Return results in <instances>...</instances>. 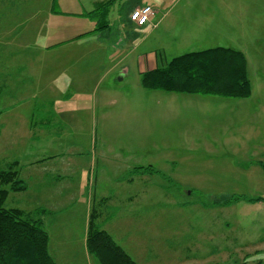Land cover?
Listing matches in <instances>:
<instances>
[{"label":"crops","instance_id":"1","mask_svg":"<svg viewBox=\"0 0 264 264\" xmlns=\"http://www.w3.org/2000/svg\"><path fill=\"white\" fill-rule=\"evenodd\" d=\"M116 1L94 0L85 5L83 0H0V107L3 111L0 116V165L4 168L0 172L16 164L21 180L28 186L27 192L12 194L25 195L22 202L27 207L15 209L27 214L46 211L40 218L49 234L50 254L57 264L59 261L73 262V254L79 246L88 255L87 237L94 209L99 216L98 227L122 247L115 237L116 230L112 226L109 229L108 223L133 224L135 219H140L144 225V206L153 195L149 184L161 174L151 165L134 161L133 155L128 156L130 151L119 148L111 149L114 153L105 159L107 161H102L104 165H100L96 149L91 154L85 149L82 151V144L75 142L77 136L96 135L100 130L101 133L107 129L114 132L118 120L121 123L126 115L119 107L128 96L126 89L118 84L126 80L130 70L121 68L124 59L112 63L120 48L115 42H112L113 47H107L103 40V35L110 32L107 19ZM145 7L152 8L154 14L146 26L138 27L130 21V16ZM157 11L150 5L134 6L129 8L125 19L126 28L133 37L138 29H150L147 38L157 34L161 37L162 43L151 54L137 58L140 80L143 74L164 68L177 58L164 57L170 45L165 39L183 30L193 38L191 42L182 43L190 45L189 53L217 48L244 52L230 37L217 31L218 28L208 25L212 19L191 26L187 21H177L168 15L160 18ZM247 67L249 73V64ZM249 79L251 81L250 75ZM147 92L163 94L174 100L196 99L207 105L229 106L236 110L249 104L247 111L250 112L243 109L240 116L241 126H251L256 134L260 132L256 128L258 120L259 128L263 123V99L255 97L253 85L250 98L245 100ZM64 135L73 136L74 139H70L72 145H61ZM150 168L158 174H151ZM101 174L109 180L110 186L102 196L97 194ZM82 182L85 193L80 196ZM239 198L241 200L231 204L251 203L250 200L263 197L244 195ZM231 204L217 201L211 207L223 211ZM107 209H111L112 215L106 214ZM123 215L128 218L121 219ZM164 215L166 218V213ZM78 224L83 231L77 238ZM161 226L165 228L166 224L159 225L162 231ZM174 227L177 230L175 251L182 257L179 254L190 253L192 246L182 243L178 234L180 225L174 223ZM212 237L209 239L211 243ZM224 237L227 239L226 234ZM63 246L66 251L60 250ZM193 249L197 247L193 246ZM54 254L64 257L57 259Z\"/></svg>","mask_w":264,"mask_h":264},{"label":"rangeland","instance_id":"2","mask_svg":"<svg viewBox=\"0 0 264 264\" xmlns=\"http://www.w3.org/2000/svg\"><path fill=\"white\" fill-rule=\"evenodd\" d=\"M93 1L83 0V4ZM140 5L152 6L160 18L168 15L191 26L212 19L208 25L218 28L217 31L230 37L244 51L255 97L264 103V0H117L107 19L110 32L103 35V40L107 47H113L115 42L120 48L112 63L124 59L121 68L130 70L126 80L118 84L126 89L128 96L119 107L126 115L121 123L118 120L114 132L100 130L96 135L77 136L75 142L82 144V151L92 154L96 149L100 165L114 153L111 149L119 148L130 151L128 156L133 155L134 161L151 165L161 174L149 184L153 195L144 206V225L135 219L133 224L113 221L108 223V228L112 226L116 230L118 243L138 264H264V203L236 205L234 202L223 211L211 207L214 202L232 203L233 198L244 195L264 198V118L260 128L258 120L256 128L260 132L254 134L251 126H241L240 116L243 109L249 110V104L236 110L196 99L174 100L163 94L148 93L138 75L137 58L151 54L162 42L158 34L147 38L150 29L135 30L133 37L126 28L129 8ZM165 40L170 44L166 59L191 52L190 45H182L193 41L187 30ZM72 138L64 135L61 145H72ZM1 169L4 168L0 165ZM98 182L97 194L102 196L109 190V180L101 174ZM83 185L82 182L80 196L85 193ZM24 199L25 195L11 194L5 208H26ZM111 213L107 209L106 214ZM125 218L128 217H121ZM161 223L166 224L165 228L161 226L162 231ZM174 223L180 225L178 234L182 243L192 246L190 253L179 254L182 257L175 251ZM82 231L78 224L77 238L82 236ZM60 250L67 248L63 246ZM73 256V262L59 261V264H99L80 246Z\"/></svg>","mask_w":264,"mask_h":264},{"label":"trees","instance_id":"3","mask_svg":"<svg viewBox=\"0 0 264 264\" xmlns=\"http://www.w3.org/2000/svg\"><path fill=\"white\" fill-rule=\"evenodd\" d=\"M141 83L146 91L167 94L215 96L234 100H245L252 94L245 56L226 48L177 57L164 68L143 74ZM2 114L0 107V116ZM17 168L14 164L0 172V264H57L50 254L49 234L40 218L46 211L37 210L27 214L20 209L5 208L11 194H21L28 190ZM150 172L158 174L152 168ZM239 200V197L233 198V201ZM229 201L228 204H231ZM250 202L264 203V198ZM97 213L94 209L90 218L88 253L99 264H137L110 234L98 227Z\"/></svg>","mask_w":264,"mask_h":264},{"label":"built area","instance_id":"4","mask_svg":"<svg viewBox=\"0 0 264 264\" xmlns=\"http://www.w3.org/2000/svg\"><path fill=\"white\" fill-rule=\"evenodd\" d=\"M153 14L154 11L150 7L137 9L130 16V21L138 27H144L149 23Z\"/></svg>","mask_w":264,"mask_h":264}]
</instances>
